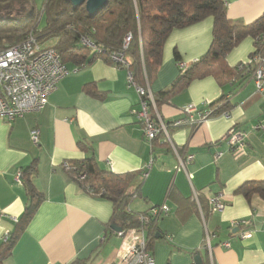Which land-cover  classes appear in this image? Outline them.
Segmentation results:
<instances>
[{
    "label": "crops",
    "instance_id": "crops-1",
    "mask_svg": "<svg viewBox=\"0 0 264 264\" xmlns=\"http://www.w3.org/2000/svg\"><path fill=\"white\" fill-rule=\"evenodd\" d=\"M225 2L227 16L244 23L264 11V0ZM212 22L207 17L169 34L148 86L151 93L172 83L180 72L179 62L188 66L206 52ZM253 48L252 38L243 39L226 55V64L233 67L245 61ZM66 66L70 71L78 68L61 79L41 111L12 121L0 118V244L19 224L27 204L38 200L3 264H126L132 235L115 234L110 227L111 203L80 188L66 171L67 162L85 156L79 141L93 146L102 168L145 172L140 194L129 210L141 213L161 204L169 207L154 223L158 235L148 247L154 264H193L192 251L202 250L203 245L212 264H264V199L254 194L247 200L235 192L245 181L264 180V128H254L264 127V98L250 77L241 84L236 80L220 85L212 76L192 81L158 106L155 111L162 121L184 117L185 107L202 110L221 95L230 109L208 117L193 130L170 129L169 140L161 135L149 142L132 112L139 107V94L128 82L126 67L101 58ZM234 126L245 132L244 152L231 153L223 139ZM34 129L39 133L37 144L31 139ZM173 147L193 155L185 170ZM33 162L35 195L31 197L15 177ZM193 190L206 206L203 217L195 203H184L192 200ZM218 193L225 206L210 212L207 201ZM234 221H243L250 236L239 237L243 227L231 228Z\"/></svg>",
    "mask_w": 264,
    "mask_h": 264
},
{
    "label": "trees",
    "instance_id": "trees-1",
    "mask_svg": "<svg viewBox=\"0 0 264 264\" xmlns=\"http://www.w3.org/2000/svg\"><path fill=\"white\" fill-rule=\"evenodd\" d=\"M22 7H28V11L21 18L10 16ZM0 13L4 14L0 16L1 45L18 44L31 33L39 43L54 48L64 64L76 66L85 65L96 58L120 66L111 55L122 51L129 59L124 67L137 86L145 91L162 61L163 46L169 34L175 29L211 17L213 22L208 49L190 65L180 69L169 86L151 93L155 105L154 109L149 104L152 118H156L155 110L159 105L168 102L194 80L212 76L217 83L223 85L236 80H240L241 84L249 78L254 64H244L239 69L238 65L244 61L233 67L225 62L226 55L243 39H253L254 48L248 58L264 55V11L255 20L244 23L227 16L225 0H107L105 6L93 16L88 14L84 5L74 7L66 0H42L40 7L36 0H0ZM127 35L130 40L125 45ZM83 38L95 48L84 45ZM49 40H52L51 44H45ZM206 108L210 109V117L228 111L230 103L221 95ZM174 121H163L168 133L170 129L182 126H189L193 130L199 124L195 121L190 125H175ZM78 146L85 152V156L67 162L66 171L80 188L111 203L110 225L116 223L122 230L143 228L151 237L149 247L158 235L154 220L148 217V222L142 223L139 217L147 214V211L136 213L129 210L134 197L140 194L143 171L114 173L99 165L91 144L79 141ZM35 173V162L20 172L21 183L31 197L35 195ZM235 192L247 200L254 194L264 199V180L245 181ZM184 203L191 206L194 201L187 199ZM37 205L38 200L27 204L19 224L8 239L0 244V264L11 254ZM202 207L204 214L206 206L202 204ZM178 210L182 211L180 207ZM202 247V250H194L191 254L193 257L197 254L200 256V264H212L207 246Z\"/></svg>",
    "mask_w": 264,
    "mask_h": 264
},
{
    "label": "built area",
    "instance_id": "built-area-1",
    "mask_svg": "<svg viewBox=\"0 0 264 264\" xmlns=\"http://www.w3.org/2000/svg\"><path fill=\"white\" fill-rule=\"evenodd\" d=\"M130 40V36L125 37V45ZM82 43L88 47L95 48L87 39H82ZM99 51V50H98ZM111 58L125 66L129 63V59L120 51L111 55ZM254 64V68L250 73V79L254 82L256 91L264 98V55H255L248 58L244 63H240L238 68ZM179 69L183 70L186 66L179 62ZM78 68V67H77ZM77 68L70 71L64 64L57 51L47 45L41 44L37 39L28 33L23 41L15 45L0 43V118L12 121L28 112H39L47 104L48 96L56 90L58 83L70 72H75ZM249 69H247L248 71ZM128 82L136 88L139 94V107L133 109V115L142 123L144 138L152 142L159 135H163L169 140V134L164 122L159 118H152L149 112V104L155 109L152 94L149 90L145 91L138 87L133 81L130 73L128 74ZM184 117L176 119L175 125L192 124L195 121L200 123L206 120L210 114V109L202 110L194 107H185ZM264 128L261 125L254 128ZM38 130L31 131V139L33 143L38 142ZM223 139L227 142L229 151L244 152L245 150V132L241 128L231 127L224 135ZM175 156L179 166L185 170L193 155L182 153L174 148ZM217 153L215 156H218ZM65 166H67L65 164ZM145 176V172L143 173ZM15 181L21 183V174L17 173ZM191 199L194 201L199 214L203 217V207L200 201L199 193L193 190ZM210 212L221 211L224 206V200L220 193L210 197L207 201ZM169 212V207L165 204L157 205L147 211V214L140 216L142 223L148 222V217L154 220V223ZM243 221H234L231 228H239L244 226ZM127 232L131 233L134 242L128 248L126 256V264H154V258L148 249L149 238L143 228L121 230L115 234L124 236ZM241 238L249 237L250 232L244 227L237 232ZM8 236L3 238V242ZM208 241V238H207ZM223 246L228 247V242H223ZM195 264V263H193Z\"/></svg>",
    "mask_w": 264,
    "mask_h": 264
},
{
    "label": "water",
    "instance_id": "water-1",
    "mask_svg": "<svg viewBox=\"0 0 264 264\" xmlns=\"http://www.w3.org/2000/svg\"><path fill=\"white\" fill-rule=\"evenodd\" d=\"M66 1L70 2L74 7L84 5L86 11L91 16L97 14L105 6L107 2V0H66ZM110 227L115 233L120 232L122 230V228L116 223H112ZM194 263L195 264L201 263V259L198 254L195 255L194 257Z\"/></svg>",
    "mask_w": 264,
    "mask_h": 264
},
{
    "label": "rangeland",
    "instance_id": "rangeland-1",
    "mask_svg": "<svg viewBox=\"0 0 264 264\" xmlns=\"http://www.w3.org/2000/svg\"><path fill=\"white\" fill-rule=\"evenodd\" d=\"M41 2H42V0H36V4L38 7H40ZM27 11H28V7H22L20 10L16 11L15 13L11 14L10 16L13 18L19 19ZM2 15H4V14L0 13V16H2ZM6 17H7V15H6ZM42 23H43V21L40 22V25H42ZM51 42H52V40H49L45 44H51ZM126 235L129 236V235H131V233L127 232Z\"/></svg>",
    "mask_w": 264,
    "mask_h": 264
}]
</instances>
